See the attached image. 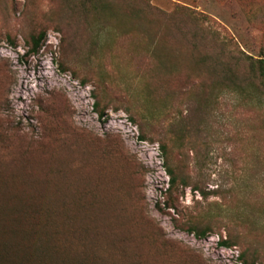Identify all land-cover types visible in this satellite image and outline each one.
Here are the masks:
<instances>
[{
	"label": "rangeland",
	"instance_id": "1",
	"mask_svg": "<svg viewBox=\"0 0 264 264\" xmlns=\"http://www.w3.org/2000/svg\"><path fill=\"white\" fill-rule=\"evenodd\" d=\"M248 57L264 0H0V262L264 264Z\"/></svg>",
	"mask_w": 264,
	"mask_h": 264
},
{
	"label": "trees",
	"instance_id": "2",
	"mask_svg": "<svg viewBox=\"0 0 264 264\" xmlns=\"http://www.w3.org/2000/svg\"><path fill=\"white\" fill-rule=\"evenodd\" d=\"M44 37H45L44 32H40V33H38L37 36L32 37V47H31L32 52L37 51V49L40 47V42ZM248 58L251 59L249 61L250 71L256 77V79L259 81V83L261 85H264V57H259V58L248 57ZM235 83L232 82L231 86H229L232 90H234V88L236 87ZM239 89L240 88L237 86V90H239ZM256 102L258 103L259 101H256ZM171 182H174L173 176H171ZM195 234L198 235V233H196V232H195ZM220 244L227 245V242L222 241ZM25 248L38 253V252H40L41 244L37 243V244H33L31 246L28 245V246H25ZM1 255H2V257L10 258L13 261H16L18 258H20L15 252H11L8 249L7 245L0 248V256ZM23 255H24V257L27 256L26 254H23ZM0 264H12V263L8 262V261H6V262L2 261V262H0Z\"/></svg>",
	"mask_w": 264,
	"mask_h": 264
}]
</instances>
